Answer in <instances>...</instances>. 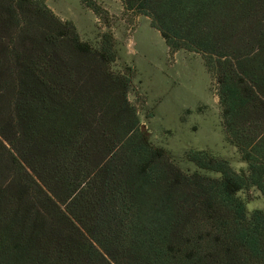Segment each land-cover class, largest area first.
<instances>
[{
  "label": "trees",
  "instance_id": "16d2710c",
  "mask_svg": "<svg viewBox=\"0 0 264 264\" xmlns=\"http://www.w3.org/2000/svg\"><path fill=\"white\" fill-rule=\"evenodd\" d=\"M169 53L200 54L228 141L188 174L149 140L128 100L133 70L45 0H0V264H264V0H121ZM97 17L106 10L82 0Z\"/></svg>",
  "mask_w": 264,
  "mask_h": 264
},
{
  "label": "rangeland",
  "instance_id": "374dc122",
  "mask_svg": "<svg viewBox=\"0 0 264 264\" xmlns=\"http://www.w3.org/2000/svg\"><path fill=\"white\" fill-rule=\"evenodd\" d=\"M62 20L71 21L81 40L99 49L101 37L110 33L117 59L114 72L133 70V89L128 94L150 142L163 148L188 174L219 178L188 159L192 150H206L226 159L235 171L247 170L237 148L228 139L223 123L218 87L200 54L185 50L171 56L158 30L145 16L122 11L121 0H96L106 13L97 17L82 0H45ZM139 17V18H138ZM251 215L264 210V196L256 189L240 192Z\"/></svg>",
  "mask_w": 264,
  "mask_h": 264
},
{
  "label": "water",
  "instance_id": "95a60500",
  "mask_svg": "<svg viewBox=\"0 0 264 264\" xmlns=\"http://www.w3.org/2000/svg\"><path fill=\"white\" fill-rule=\"evenodd\" d=\"M142 130H146V126L145 125H142Z\"/></svg>",
  "mask_w": 264,
  "mask_h": 264
},
{
  "label": "crops",
  "instance_id": "0c3cea01",
  "mask_svg": "<svg viewBox=\"0 0 264 264\" xmlns=\"http://www.w3.org/2000/svg\"><path fill=\"white\" fill-rule=\"evenodd\" d=\"M121 5H122V3H121ZM122 11H123V6H122ZM139 17H140V16H139ZM139 17H138V18H139Z\"/></svg>",
  "mask_w": 264,
  "mask_h": 264
}]
</instances>
